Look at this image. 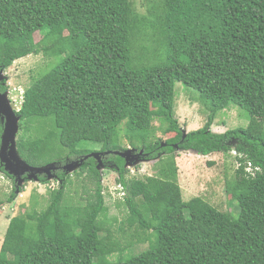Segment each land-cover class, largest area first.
<instances>
[{"label": "trees", "instance_id": "16d2710c", "mask_svg": "<svg viewBox=\"0 0 264 264\" xmlns=\"http://www.w3.org/2000/svg\"><path fill=\"white\" fill-rule=\"evenodd\" d=\"M153 1L143 16L132 0H0V72L41 54L54 64L23 94L17 150L30 166L52 158L44 166L59 167L46 210L33 202L11 219L0 264H264V0ZM178 83L206 100L205 126L186 135L175 115ZM235 106L261 130L214 133L219 113ZM156 118L167 123L165 141ZM128 148L157 161L156 175L128 179L116 154ZM178 150L236 152L239 167L225 190L238 216L203 197L184 201ZM94 153L117 172L129 224L138 225L143 247L129 245L136 252L126 260L94 158L75 173L87 174L81 201L67 197L73 176L62 167ZM39 182L50 183L45 175ZM15 198L16 188L8 203Z\"/></svg>", "mask_w": 264, "mask_h": 264}, {"label": "rangeland", "instance_id": "374dc122", "mask_svg": "<svg viewBox=\"0 0 264 264\" xmlns=\"http://www.w3.org/2000/svg\"><path fill=\"white\" fill-rule=\"evenodd\" d=\"M137 11L143 15L148 16L152 8L153 0H132ZM159 0H157L158 2ZM151 31H148V33ZM35 39L39 42L42 37L36 34ZM157 61H162V57H157ZM54 64L50 62L44 55L29 56L25 59L17 61L13 66L4 73V86L8 91L12 92L11 98L12 107L18 110L21 107V102L25 90H27L33 82L38 78L48 73L53 69ZM16 90V94L14 93ZM206 100L201 95L186 88L183 84L176 85V100H175V115L180 122L181 127L185 133H190L203 128L207 122V114L205 112ZM236 107V106H235ZM226 109L219 113L215 125L212 128L214 133H224L228 130H235L239 128L254 130L256 132L261 130V125L250 121L248 113L237 107ZM155 131L157 138L165 141L168 136L163 134V129L167 127V123L160 122L158 118L155 119ZM3 133V124L0 120V146ZM125 136V127L122 126L121 137ZM18 137V136H17ZM121 146L128 147L125 141H121ZM84 147L100 152L102 146L94 143H85ZM131 148H128V150ZM176 164L178 167L179 184L182 189L184 201H190L195 197H203L206 201L212 204L220 212L232 213L238 216L239 209L237 203L234 202L232 194L226 193L227 181H233L235 172L239 167L236 160V152L233 151L229 156L222 154H215L209 157L199 156L193 152L177 151ZM56 159L49 158L41 161L40 167L46 165V162ZM51 164V163H50ZM134 164V163H133ZM0 162V251L10 224V221L15 216L24 213L33 208V202L39 206L40 212L46 210L49 205V192L59 188L58 179L50 181L48 185L42 184L38 181H27L24 192L16 195L13 204L8 203L13 190L15 189L14 181L7 178L1 169ZM38 166V167H39ZM158 169L157 161L141 162L136 166L129 167L130 170L128 179L145 180L147 177L156 175ZM102 185L104 188V195L106 206L109 209L108 221L113 223L112 230L115 236L119 239L123 248L125 249L124 259L130 257V253H135L136 250H127L129 245L137 246V252L141 248L136 245L137 242V224H129L128 208L123 205L125 192L123 188L117 183L118 174L114 168L106 167L101 169ZM251 170H248L250 172ZM79 172V171H77ZM74 172L72 174V186L68 188L67 197L71 203L81 201L83 197L84 179L87 174L79 177ZM24 185V186H25ZM23 186V187H24ZM33 197L36 199L33 200ZM41 202V203H38ZM46 202V203H44ZM35 204V205H36ZM119 204L120 206H118ZM237 207V212L236 208ZM148 247L145 245L144 248ZM117 256H112L110 261H117Z\"/></svg>", "mask_w": 264, "mask_h": 264}, {"label": "water", "instance_id": "95a60500", "mask_svg": "<svg viewBox=\"0 0 264 264\" xmlns=\"http://www.w3.org/2000/svg\"><path fill=\"white\" fill-rule=\"evenodd\" d=\"M4 71L0 72V84L4 83ZM0 120L3 124V133L0 146V162L5 172L14 178L16 195L20 193L21 188L27 181H38L39 176L45 175L49 181L58 179L55 171L59 169L56 164L44 167H34L27 164L20 156L17 150V136L20 131L21 117L13 109L9 92H0ZM185 133V132H184ZM187 133H185L186 135ZM135 150L129 149L126 152H117L119 156L125 159V168L136 166L143 162L139 156L134 155ZM103 154L94 153L85 157L80 161H74L66 164L62 169L68 175L79 171L85 164V161L94 158L97 161L98 171L105 169L106 165L102 159ZM134 163V164H133Z\"/></svg>", "mask_w": 264, "mask_h": 264}, {"label": "clouds", "instance_id": "9594fccd", "mask_svg": "<svg viewBox=\"0 0 264 264\" xmlns=\"http://www.w3.org/2000/svg\"><path fill=\"white\" fill-rule=\"evenodd\" d=\"M2 84H4V83H2ZM1 85V84H0ZM6 92H9V100H10V103H11V98L12 99H14V96H12L11 94H12V92L11 91H6ZM5 93V92H4ZM14 93L16 94V90H14ZM22 102H23V98H22ZM22 102H21V104H22ZM11 105H12V103H11ZM21 108V107H20ZM20 108L18 109V110H16V109H14L15 110V112H17V113H19V111H20Z\"/></svg>", "mask_w": 264, "mask_h": 264}, {"label": "flooded vegetation", "instance_id": "af4514ba", "mask_svg": "<svg viewBox=\"0 0 264 264\" xmlns=\"http://www.w3.org/2000/svg\"><path fill=\"white\" fill-rule=\"evenodd\" d=\"M14 184H15V181H14Z\"/></svg>", "mask_w": 264, "mask_h": 264}]
</instances>
